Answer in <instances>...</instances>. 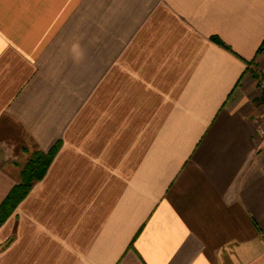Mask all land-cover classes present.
Masks as SVG:
<instances>
[{"label":"crops","instance_id":"obj_1","mask_svg":"<svg viewBox=\"0 0 264 264\" xmlns=\"http://www.w3.org/2000/svg\"><path fill=\"white\" fill-rule=\"evenodd\" d=\"M260 128L264 0H0V264H264Z\"/></svg>","mask_w":264,"mask_h":264},{"label":"trees","instance_id":"obj_2","mask_svg":"<svg viewBox=\"0 0 264 264\" xmlns=\"http://www.w3.org/2000/svg\"><path fill=\"white\" fill-rule=\"evenodd\" d=\"M57 149L58 147L54 146L48 153L34 151L30 154L21 170V183L12 188L0 205V222L11 212L17 202L26 195L33 183L43 177Z\"/></svg>","mask_w":264,"mask_h":264},{"label":"built area","instance_id":"obj_3","mask_svg":"<svg viewBox=\"0 0 264 264\" xmlns=\"http://www.w3.org/2000/svg\"><path fill=\"white\" fill-rule=\"evenodd\" d=\"M264 136V129L260 128L257 133H256V136Z\"/></svg>","mask_w":264,"mask_h":264}]
</instances>
